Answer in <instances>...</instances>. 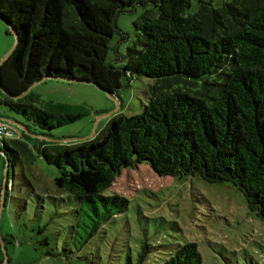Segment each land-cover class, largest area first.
Instances as JSON below:
<instances>
[{
	"label": "trees",
	"instance_id": "1",
	"mask_svg": "<svg viewBox=\"0 0 264 264\" xmlns=\"http://www.w3.org/2000/svg\"><path fill=\"white\" fill-rule=\"evenodd\" d=\"M136 6L144 11L134 40L114 66L106 58L115 18ZM0 19L16 35L0 66V85L13 96L44 77L92 82L116 98L149 80L141 112L114 115L100 136L71 145L35 138L33 151L57 169L54 184L72 200L69 236L79 248L126 209L124 197L106 192L142 163L159 176L233 185L264 223V0H0ZM33 101L0 92V105L27 123L11 145L1 140L9 172L22 156L34 158L24 140L37 128L83 116ZM150 252L142 248L136 264H148ZM159 253L150 264H201L192 243Z\"/></svg>",
	"mask_w": 264,
	"mask_h": 264
},
{
	"label": "rangeland",
	"instance_id": "2",
	"mask_svg": "<svg viewBox=\"0 0 264 264\" xmlns=\"http://www.w3.org/2000/svg\"><path fill=\"white\" fill-rule=\"evenodd\" d=\"M143 11V7L136 6L116 16L108 63L117 67L122 64L121 58L134 40L133 23ZM14 44L10 27L0 19V61ZM148 82L134 80L120 88L117 96L121 105L117 106L92 84L41 81L27 93L34 99L35 107L42 109L41 103L56 105L59 111L66 108L83 116L51 131L35 128V134L44 132L56 141L76 142L100 136L114 115L141 112L145 104L142 91ZM0 118L12 133L5 138L11 145V140L19 139L24 132L15 123L26 126V120L1 105ZM35 134L24 140L34 158L22 156L20 165L9 172L7 203L0 214L6 264H136L138 253L145 246L151 251L150 264L167 247L188 243L196 245L201 264H264V223L248 208L239 190L226 183H207L197 176H159L145 163L121 171L106 194L124 197L128 201L126 209L79 248L69 236L72 200L54 184L57 169L32 149L40 140H49L43 135L45 138L35 139ZM71 143L74 142L63 144ZM5 161L0 153V197ZM3 261L0 243V263Z\"/></svg>",
	"mask_w": 264,
	"mask_h": 264
},
{
	"label": "water",
	"instance_id": "3",
	"mask_svg": "<svg viewBox=\"0 0 264 264\" xmlns=\"http://www.w3.org/2000/svg\"><path fill=\"white\" fill-rule=\"evenodd\" d=\"M11 32L13 33L14 37H15V44L14 46L12 47V49L3 57V59L0 61V66L3 62H5L9 56L11 55V53L13 52V50L15 49V46H16V35L14 33V31L10 28ZM46 80H60V79H54V78H50V77H44L42 80L34 83L33 85H31L23 94L21 95H18V96H13L11 95L10 93H8L1 85H0V92H2L4 95H7L8 97L14 99V100H18V99H21L23 98L31 89L34 85L38 84L39 82L41 81H46ZM62 81H66V82H75V83H84V84H92L94 85L95 87H97V89H99L100 91H102L103 93H105L107 95L108 98L112 99L113 101H115L116 105L119 106V99L116 98V96L110 94L109 92H106L102 89H100L96 84L92 83V82H85V81H78V80H62ZM117 110L113 111L112 113L108 114V115H112L116 112ZM2 118H0L1 120ZM2 121V120H1ZM15 123V122H14ZM17 125V127H19V129L21 131H25V126L21 125V124H18V123H15ZM34 137H38V138H43V137H39V136H35ZM91 137V136H90ZM47 140L49 141H54L56 143H66V142H76L74 139H69V140H63V141H56V140H53V139H50V138H46ZM0 153L2 155L5 156L4 152L0 150ZM6 157V156H5ZM9 178V162L6 158V161H5V165H4V178H3V184H2V190H1V197H0V214L4 208V201H5V192H6V188H7V182H8V179ZM0 243H1V246H2V251L4 253V261L0 264H6L8 259H7V253H6V249H5V246H4V243H3V240L2 238L0 237Z\"/></svg>",
	"mask_w": 264,
	"mask_h": 264
},
{
	"label": "built area",
	"instance_id": "4",
	"mask_svg": "<svg viewBox=\"0 0 264 264\" xmlns=\"http://www.w3.org/2000/svg\"><path fill=\"white\" fill-rule=\"evenodd\" d=\"M11 136L12 133L9 131L8 127L3 122H0V139L3 140L5 138H10Z\"/></svg>",
	"mask_w": 264,
	"mask_h": 264
},
{
	"label": "crops",
	"instance_id": "5",
	"mask_svg": "<svg viewBox=\"0 0 264 264\" xmlns=\"http://www.w3.org/2000/svg\"><path fill=\"white\" fill-rule=\"evenodd\" d=\"M17 134V133H16ZM18 135V134H17ZM18 137H20V135L18 136Z\"/></svg>",
	"mask_w": 264,
	"mask_h": 264
}]
</instances>
